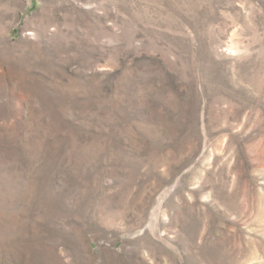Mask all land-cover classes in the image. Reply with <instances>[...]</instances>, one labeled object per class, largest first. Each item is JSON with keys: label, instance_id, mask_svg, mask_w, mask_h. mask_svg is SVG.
Here are the masks:
<instances>
[{"label": "rangeland", "instance_id": "1", "mask_svg": "<svg viewBox=\"0 0 264 264\" xmlns=\"http://www.w3.org/2000/svg\"><path fill=\"white\" fill-rule=\"evenodd\" d=\"M0 264H264V0H0Z\"/></svg>", "mask_w": 264, "mask_h": 264}]
</instances>
